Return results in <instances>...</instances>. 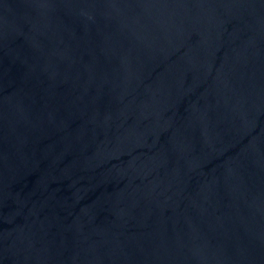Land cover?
Returning <instances> with one entry per match:
<instances>
[{
  "label": "water",
  "instance_id": "water-1",
  "mask_svg": "<svg viewBox=\"0 0 264 264\" xmlns=\"http://www.w3.org/2000/svg\"><path fill=\"white\" fill-rule=\"evenodd\" d=\"M0 264H264V0H0Z\"/></svg>",
  "mask_w": 264,
  "mask_h": 264
}]
</instances>
